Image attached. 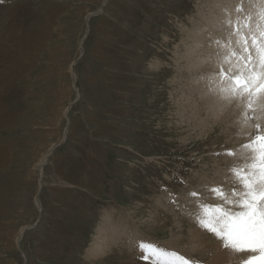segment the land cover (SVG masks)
Wrapping results in <instances>:
<instances>
[{
    "label": "rangeland",
    "instance_id": "rangeland-1",
    "mask_svg": "<svg viewBox=\"0 0 264 264\" xmlns=\"http://www.w3.org/2000/svg\"><path fill=\"white\" fill-rule=\"evenodd\" d=\"M217 1L0 0V264H8V260L9 264H158L157 259H142L138 241L172 249L168 241L185 232L181 247L191 248L187 223L171 222L169 212L173 217L175 213L183 216L177 208L186 198V202L193 203L187 217L199 211L197 203H218L208 189L219 186L223 177L224 188L231 186L229 169L234 162H240L239 145L246 141L242 120L247 101L238 100L240 106L232 110V102L237 100L224 98L218 76L222 57L213 54L230 41L231 45L236 44V17H224L225 10L237 9V0ZM251 1L245 0L246 7L255 13L251 24L254 28L260 23L258 14L264 8V0ZM213 5L216 9L212 12ZM202 20L209 26L204 27ZM223 20L229 22L230 29L219 28L217 39L211 31ZM192 31L195 36L203 33V38L192 37ZM189 35L192 39H188ZM221 38L222 46L217 45ZM209 93L232 113L238 110L233 116L236 121H226L232 130L229 134L221 132L225 119L220 114L217 113L221 116L218 118L211 116L214 122L210 124L208 105L202 100ZM248 114L254 117L253 111ZM259 122L264 124V117H259ZM98 144V160L89 159V150ZM226 148L235 149L237 159L216 155ZM66 151L69 154L63 165L71 167L74 161L76 169L79 160L80 182L84 185L89 183V171L94 177L93 165L109 166L101 193L112 206L107 204L102 213V200H95L92 190L81 189L79 206L63 207L69 213L74 210L72 219L65 223L71 229L64 231L63 237L59 235L57 244L52 245L45 235L49 234L45 229L47 218L42 217L54 206L61 208L60 202L71 201L66 187L61 190L63 178L51 172ZM46 155L40 177L39 164ZM208 181L211 183L204 185L206 191L196 188ZM191 192L202 196L193 197ZM38 194L41 205L36 201ZM169 194L167 202L165 196ZM174 197L176 210L156 211L159 221L151 222L154 202L163 198L165 206H171ZM107 212L118 213L123 220L127 217L133 224L129 228L139 230L137 233L143 236L135 242L130 235L127 243L122 240L126 246H107L113 248L111 252L96 257L89 251L96 228ZM34 224L20 239L21 230ZM178 226L184 230L180 232Z\"/></svg>",
    "mask_w": 264,
    "mask_h": 264
},
{
    "label": "snow or ice",
    "instance_id": "snow-or-ice-1",
    "mask_svg": "<svg viewBox=\"0 0 264 264\" xmlns=\"http://www.w3.org/2000/svg\"><path fill=\"white\" fill-rule=\"evenodd\" d=\"M259 19L254 28L249 22L241 26L237 21L236 47L229 42L221 60L227 67L221 66L218 72L224 98L247 101L244 123L255 119L254 131L239 145L240 162L230 166L231 186L227 191L223 184L208 189L218 203L201 202L194 214L198 226L213 235L222 248L242 254L237 264H264V124L248 114L257 104L264 112V8ZM216 155L235 157L237 151L226 149ZM190 195L198 197L199 193ZM138 250L142 259H157L158 264H204L199 257L150 241H138Z\"/></svg>",
    "mask_w": 264,
    "mask_h": 264
},
{
    "label": "bare ground",
    "instance_id": "bare-ground-1",
    "mask_svg": "<svg viewBox=\"0 0 264 264\" xmlns=\"http://www.w3.org/2000/svg\"><path fill=\"white\" fill-rule=\"evenodd\" d=\"M231 1V0H230ZM230 1H227L226 0V2L227 3H231ZM218 3H220V2H222V0H219V1H217ZM216 2V3H217ZM251 2H254V0L253 1H251ZM236 4V8L238 9H240V11H237V9H229V10H225V13H227L226 14V16L224 17V18H226V19H229V18H231V17H236V19L234 18V23H235V26L234 27H236V23H237V21L239 20V22H240V24H241V26L245 23V22H249L250 23V26H251V24H252V22H253V16H252V14L254 13H252L251 12V10H250V7H246V2H245V0H237V2L235 3ZM248 4V3H247ZM264 4V3H263ZM227 5V4H226ZM258 5H260V4H258ZM262 5V4H261ZM207 6V5H206ZM223 6V5H222ZM221 6V7H222ZM103 7V6H102ZM220 7V6H219ZM225 7V6H224ZM232 8V7H231ZM260 8V7H259ZM214 9H216V7H215V5H213V7H212V12H213V10ZM220 10H221V8H220ZM233 10V13H231L230 11H232ZM234 10H236V11H234ZM261 10V9H260ZM205 11V10H204ZM255 11V10H254ZM101 12V11H100ZM257 13V12H256ZM93 14V13H92ZM92 14L90 13L89 15H91L92 16ZM255 14V13H254ZM223 15H225V14H223ZM259 15V14H258ZM215 16H216V14H215ZM89 17V16H88ZM206 17V16H205ZM204 17V18H205ZM221 17V16H220ZM223 17V16H222ZM213 18V17H212ZM223 18V19H224ZM249 18H250V21H249ZM201 19H203V18H201ZM214 19V18H213ZM207 20V19H206ZM209 20H211V19H208L207 21H209ZM203 21V20H202ZM218 21H220V20H218ZM228 21V20H227ZM233 21V20H232ZM200 22V21H199ZM226 22V20H223V21H221L218 25H217V29H215V30H213V31H211V33L212 34H215L214 35V37H217V39H218V29L219 28H224L225 26L227 27L228 25H229V22L228 23H225ZM202 24H203V26L204 27H208L209 26V24L210 23H208V22H206V21H203L202 22ZM198 25V24H197ZM201 25V24H200ZM231 25V24H230ZM202 26V25H201ZM202 26V27H203ZM254 26V25H253ZM210 27H211V25H210ZM226 27L223 29V30H225L226 29ZM229 27V26H228ZM192 28H194V27H192ZM232 28V27H231ZM196 29V28H195ZM210 29V28H209ZM211 29H214V28H211ZM210 29V30H211ZM229 29H230V27H229ZM192 30V29H191ZM190 30V31H191ZM199 30V29H198ZM198 30H196L197 31V33H198ZM89 31V27H88V29H87V33H89L88 32ZM187 31V30H186ZM195 31V30H194ZM199 31H203V30H199ZM205 31H206V29H205ZM184 32H185V30H184ZM189 32V31H188ZM222 32V31H221ZM233 32V31H232ZM191 33V32H190ZM205 33H208L207 31L205 32ZM231 33V32H230ZM192 35H194V36H192V37H195V38H197L198 40H201L202 38H203V33L202 34H197L196 36H195V34H193V31H192V33H191ZM205 35V34H204ZM211 35V34H210ZM223 35V34H222ZM225 35H226V32H225ZM229 35V34H228ZM87 36V35H86ZM191 35H189V38L188 39H192L191 37H190ZM231 36V35H230ZM233 36V35H232ZM231 36V37H232ZM210 37V36H209ZM212 37V36H211ZM229 37V36H228ZM236 37V36H235ZM86 37H84V39H85ZM227 39H229V38H226V40ZM234 39V38H233ZM214 40V39H213ZM234 40H236V39H234ZM189 41V40H188ZM194 41V40H193ZM233 41V40H232ZM187 42V41H186ZM195 42V41H194ZM210 41H208L207 43H209ZM223 42H225V40H223ZM228 42H229V40H228ZM231 42V41H230ZM82 43L83 42H81V46H80V48H81V53H84V51H83V46H82ZM189 43H191V42H189ZM206 43V42H205ZM204 43V44H205ZM211 43V42H210ZM222 43V38L219 40V43L217 44V45H223V44H221ZM236 43V42H235ZM234 43V44H235ZM188 44V43H187ZM200 44V43H199ZM186 45V44H185ZM211 45V44H210ZM227 46V45H226ZM226 46H222V47H224L226 50H227V47ZM232 47H236V44L235 45H231ZM222 47H220L219 48V50L217 51V52H214L213 54H215V55H217V56H221L222 58H223V55H224V51H225V49H224V51L221 49ZM194 48V47H193ZM192 48V49H193ZM195 49H196V47H195ZM203 49V48H202ZM208 49V48H207ZM185 50V49H184ZM198 50V49H197ZM209 50V49H208ZM215 50V49H214ZM192 51V50H191ZM195 51V50H194ZM197 52H198V54H197ZM195 54H197V56L199 55V51H197ZM211 52V51H210ZM226 52V51H225ZM194 52H192V54H193ZM202 53V52H201ZM205 53V52H204ZM183 54H185V53H183ZM206 54V53H205ZM208 54V53H207ZM186 55V54H185ZM189 55H191V54H189ZM197 56H195L194 55V58L195 57H197ZM185 57V56H184ZM187 57V56H186ZM185 57V58H186ZM190 57V56H189ZM201 56H199V58H200ZM216 57V56H215ZM214 57V58H215ZM188 58V57H187ZM191 59H192V61L194 60L192 57H190ZM190 58H188L189 60H190ZM213 58V59H214ZM184 60V59H183ZM186 61H187V59H185ZM189 60H188V62H189ZM197 60H198V58H197ZM200 60H201V58H200ZM216 60V58L214 59V61ZM195 61H196V59H195ZM205 61L206 60H204V63H205ZM212 61V60H211ZM181 62V61H180ZM197 62V61H196ZM209 62V61H208ZM220 62H221V60H220ZM76 63V62H75ZM200 63V62H199ZM74 64V63H73ZM73 64L71 65L72 66V70H71V73H72V75H73V80H74V87L76 86L75 84H76V80H77V75H76V71H74L73 70ZM188 64V63H187ZM197 64V63H196ZM75 65V64H74ZM191 67H193V62H191L190 64H189ZM194 65H195V63H194ZM199 65V64H198ZM198 65H196V66H198ZM206 65V64H205ZM220 65H221V63H220ZM218 66V65H217ZM222 66V65H221ZM187 67H188V65H187ZM199 67H202V66H199ZM203 67H206V66H204L203 65ZM158 68V67H157ZM181 69V68H180ZM183 70V69H182ZM196 70V69H195ZM200 70H203V69H200ZM193 71V70H192ZM183 72H184V70H183ZM197 72V71H196ZM195 72V73H196ZM185 73H187V72H185ZM188 73H190V71H188ZM187 73V74H188ZM194 73V72H193ZM194 73V74H195ZM205 73V72H204ZM193 74V75H194ZM197 74V73H196ZM186 75V74H185ZM198 75H199V73H198ZM191 76H192V73H191ZM197 76V75H196ZM196 76H195V78H196ZM212 76V75H211ZM198 77V76H197ZM202 77V76H201ZM194 78V77H193ZM211 78H213V77H211ZM198 79V78H197ZM201 80V79H200ZM190 81V80H189ZM191 82V81H190ZM201 82V81H200ZM219 83H220V81H219ZM210 84V83H209ZM205 86V85H204ZM207 86V85H206ZM193 87V86H192ZM209 87V86H208ZM210 88V87H209ZM75 89L78 91V87L76 86L75 87ZM190 89V88H189ZM199 90H202L203 92H206V90H204L203 88H199ZM195 91V90H194ZM185 92L186 91H184V94H185ZM190 92V91H189ZM193 92V91H192ZM200 93H202V92H200ZM195 95V94H194ZM185 96V95H184ZM188 99V98H187ZM195 99H198V98H195ZM186 100V99H185ZM203 101H204V103L205 104H207L208 106V108H207V111L209 112V114H208V116H209V120H210V124H211V126H212V123L214 122V119H212L213 117H216V118H218V117H223L224 119H225V121H223V124L221 125V128H222V131L221 132H223V134H229V131H230V125L229 124H227L228 122H232V121H236V120H234V113H232L233 111V107L235 106H240L239 105V101L237 100V102H232L233 104H232V110H230L229 108H227V107H225L226 106V104H224V105H222L221 103H220V101H217V98L215 99L210 93L205 97V99H202ZM234 101V100H233ZM191 102H193V101H191ZM200 103V102H199ZM199 103H197V104H199ZM189 104H190V102H189ZM188 104V105H189ZM203 104V103H202ZM185 106H186V104H184ZM187 105V107H189ZM229 105V104H228ZM198 106H200V105H198ZM204 106V109L206 110V107H205V105H203ZM241 106H243L242 104H241ZM255 106V111H256V113H255V111H253L254 112V117L256 116V117H260V118H262V117H264V112H262L261 110H260V107L258 106V104L257 105H254ZM228 107H230V106H228ZM185 108V107H184ZM190 108V107H189ZM188 108V109H189ZM187 109V108H186ZM193 109V108H192ZM198 109V108H197ZM239 109V108H238ZM204 110V111H205ZM236 110V109H235ZM188 111V110H187ZM191 111V110H190ZM189 111V112H190ZM193 111V110H192ZM196 110H194L193 112H195ZM238 111V110H237ZM237 111H236V113H235V115H237ZM69 112V111H68ZM197 112V111H196ZM203 112V111H202ZM201 112V113H202ZM241 112V111H240ZM198 113V112H197ZM196 113V114H197ZM217 113L218 114H220L221 116H219V115H217ZM205 114V113H204ZM239 114H241V113H239ZM251 114H252V112H251ZM188 115V114H187ZM191 116V115H190ZM204 116V115H203ZM211 116H213V117H211ZM234 116V117H233ZM241 116V115H240ZM253 116V115H252ZM210 117H211V119H210ZM237 117V116H236ZM242 117H243V115H242ZM242 117H239V120L238 121H240V119L242 118ZM190 118V117H189ZM192 118H193V115H192ZM191 118V119H192ZM223 119V120H224ZM235 119H238V117L237 118H235ZM193 121V120H192ZM196 121V120H195ZM198 121V120H197ZM220 121V120H219ZM226 121H228L227 123H226ZM243 126H242V133H243V135L245 136V138H247V136H248V134H250V133H252L253 131H254V129H253V127H252V125L256 122V120L254 119V120H252L251 122H248L247 124H245L244 123V118H243ZM200 123H201V121H200ZM203 123V122H202ZM216 123V122H215ZM221 123V122H220ZM235 123V122H234ZM237 123L238 122H236V125H237ZM240 123V122H239ZM250 123V124H249ZM196 124V123H195ZM207 124V123H206ZM209 124V123H208ZM217 124V123H216ZM215 124V125H216ZM232 124V123H231ZM241 124V123H240ZM218 125V124H217ZM201 126V125H200ZM203 126V125H202ZM233 126H234V124H233ZM239 126H241V125H239ZM205 127H206V125H205ZM237 127V126H236ZM197 128V127H196ZM203 128V127H202ZM201 128V129H202ZM208 128V127H207ZM219 128V127H218ZM235 128V127H234ZM240 128V127H239ZM204 129V128H203ZM241 129V128H240ZM235 130H237V129H235ZM234 130V131H235ZM232 131V130H231ZM230 131V132H231ZM239 131V130H238ZM237 131V132H238ZM204 132V131H203ZM208 132H209V130H208ZM236 134V133H235ZM234 134V135H235ZM236 136V135H235ZM239 136V135H238ZM237 138V137H236ZM242 138H243V136H242ZM232 140V139H231ZM241 140V139H240ZM235 143V142H234ZM55 147V145H53L52 147H51V150H50V153H51V151H52V149ZM229 147V146H228ZM227 149V148H226ZM235 150V149H234ZM239 153V152H238ZM247 155V154H246ZM225 157H227V156H225ZM47 158H48V155H46L45 157H44V159L42 160V162L39 164V175H40V177L43 175V171H44V166H45V163H46V161H47ZM224 158V157H223ZM234 158V157H233ZM214 159V158H213ZM235 159H237L236 157H235ZM234 159V160H235ZM223 160V159H222ZM224 161V160H223ZM236 162H238V161H236ZM222 163V162H221ZM224 163V162H223ZM227 163H229V162H227ZM217 164H219V163H217ZM222 165V164H221ZM216 166V165H215ZM225 166V165H224ZM226 167V166H225ZM224 168V167H223ZM215 172V171H214ZM222 172V171H221ZM227 174H229V173H227ZM216 175H218V174H216ZM219 176V175H218ZM230 176V175H229ZM231 177V176H230ZM210 178V177H209ZM215 178H216V176H215ZM224 178L225 177H223V178H220V182H218V185H221V184H223V186H224V183H225V181H224ZM229 178V177H228ZM217 180V179H216ZM224 181V183H223V181ZM229 180V179H228ZM231 180V179H230ZM207 181V180H206ZM214 181V180H213ZM229 182V181H228ZM232 182V181H231ZM42 183V182H41ZM207 183H211V182H205V183H203V184H201V185H197L196 186V188L198 189V188H203L205 191L207 190L206 189V187L204 186L205 184H207ZM215 183V182H214ZM212 184H213V182H212ZM232 184V183H231ZM229 184H227L226 186H228ZM42 186V185H41ZM212 187V186H211ZM214 187V186H213ZM228 188V187H227ZM226 187H225V189H227ZM200 193V192H199ZM203 193H204V191H203ZM210 193V192H209ZM205 194V193H204ZM201 194H199V196H200ZM209 195V194H208ZM211 195H212V193H211ZM210 195V196H211ZM181 196V195H180ZM185 196H186V194H185ZM189 196V195H188ZM202 196V195H201ZM204 196V195H203ZM169 197H171V195L169 194V195H166L165 196V198H167L168 200H167V202H169ZM206 198H207V196H205ZM204 197V198H205ZM178 198H179V196H178ZM203 198V199H204ZM163 199V198H162ZM162 199H158V201L157 202H154V204H155V209L153 210L154 211V213H153V215H151L149 218L152 220H150L151 222H153L154 220H158L159 221V219L156 217L157 216V212L156 211H159V210H173V211H175L176 209H175V203L176 202H174L171 206H165V203H164V201L162 200ZM189 198H186L185 199V202H182V201H180V204H179V206H178V208L177 209H179V211L182 213V215L183 216H180L179 215V213H175V217H173V215L169 212V214L172 216V218H171V222H173V221H176V223L177 224H180V225H186V223H187V227L189 228V231H188V235H187V239L189 240V243L192 245L191 246V248L190 247H188L187 249L185 248V247H181V245H182V239H183V237L185 236V234H186V232L185 233H179V235H176V236H174V237H172L169 241H168V245L172 248V249H175V250H177L178 252H180V253H194V254H199L200 255V257L199 258H203L204 259V264H237V262L239 261V259L241 258V255L242 254H233V253H230L228 250H226V249H224V248H222L221 247V244H220V242L213 236V235H211L210 233H208V232H206L204 229H202L201 227H199L198 226V224H197V222H196V218H194L195 216H189V217H187L188 215H190V211H189V208H190V206L193 204L191 201V203H188V202H186V200H188ZM208 199V198H207ZM173 200H176V197H174L173 198ZM182 200V199H181ZM206 200V199H205ZM211 200V199H210ZM40 201V200H39ZM39 201H38V205H40L39 204ZM178 201V200H177ZM197 201V200H196ZM208 202V201H207ZM210 203V202H209ZM197 205H198V203H197ZM161 206H164L163 208L161 207ZM191 209V208H190ZM197 211H198V209H197ZM193 212V211H192ZM195 212V211H194ZM106 215L104 216V218L102 219L103 221L99 224V229H98V231H97V235L95 236V238H94V241H93V245H91L92 247H91V249H90V251H89V254H91V255H93V256H96V257H102L103 255H107L108 253H110L111 252V250L114 248V246L116 247H118V246H120V245H122V246H124L126 243H127V241H126V239H128L129 237L130 238H132L130 235H132L135 239H136V241L135 242H137L138 241V238L139 237H141V236H143L142 234H139V232L137 233V231H139V230H137L136 228V230L135 231H133L131 228H129L130 226L132 227V225L133 224H131L130 223V221L128 222V220H127V217L125 218V220H123L120 216H119V218H118V213H116V215H114V213L113 212H107V213H105ZM185 217H186V219H185ZM130 219V218H129ZM175 219V220H174ZM142 222H145V220L144 221H142ZM157 221H155V224H157L156 223ZM154 223V222H153ZM159 223H161V224H166V222H164L163 223V221H161V222H159ZM134 227V226H133ZM137 228H140V226L138 227L137 226ZM178 228H179V231L180 232H182L183 230H184V227L183 226H178ZM27 228H23L22 230H21V233H20V235H19V238L21 239L22 237H21V235L24 233V231L26 230ZM134 229V228H133ZM134 232H136V233H134ZM123 234V235H122ZM18 238V240H20ZM185 238V237H184ZM121 239V240H120ZM122 240H125L126 241V243L125 244H123V242H122ZM141 240V239H140ZM106 241H108V245H107V243L106 244H104ZM127 245V244H126ZM125 245V246H126ZM132 245V244H131ZM130 245V246H131ZM107 246H113V248H109L108 247V249L106 248ZM129 246V245H128ZM135 246V245H134ZM127 248V247H126ZM131 248V247H130ZM137 248V247H136ZM133 250V249H132ZM138 250V249H137ZM128 254V253H127ZM129 254H131V252H129ZM90 256V255H89Z\"/></svg>",
    "mask_w": 264,
    "mask_h": 264
},
{
    "label": "crops",
    "instance_id": "crops-1",
    "mask_svg": "<svg viewBox=\"0 0 264 264\" xmlns=\"http://www.w3.org/2000/svg\"><path fill=\"white\" fill-rule=\"evenodd\" d=\"M99 145L100 144H98L97 147H94L92 150H89V159L94 158V160H96V161L98 160L97 155L100 154L99 153L100 152ZM84 147H85V149H87L86 143H85ZM66 152H67L66 154L62 155L63 157L61 158V160L59 162V165L57 164L56 166H54L52 168L51 172H52V175H55V177L61 176L63 178L64 184H63V187H61V190L65 191V187H66V191L65 192L67 193L68 198H71L70 199L71 201H69V199H66L65 201L60 202L61 208H57V207L54 206L53 210H48V212H46V214H44L43 217H42V214L39 215V220L41 219V217L42 218H44V217L47 218V220H46L47 225L45 226V229L47 230V233H49V234L45 233V235H46V239H51L52 240L51 242H49L52 245H54V244L56 245L57 244L55 239L59 235L61 237H63L64 236V231H67V230L71 229V227L69 225L68 226L65 225V223L72 219V217L74 216L73 215L74 210L72 209L71 213H69L70 211H64L63 207L64 206H69V205L71 207H74L75 205L79 206V201H80L79 194H80V190L81 189L82 190H87V189L92 190L94 192V195H93L94 199L95 200H102L99 203V207L104 209L102 213H104L105 206L107 204L112 206V203H110L107 200H104L105 197L101 193V191H103V188H104L103 187V182L105 181V170H106V173H107V170H108L109 166H106L104 163H102L103 165H100L99 167L93 165V167H95L94 177L90 176L92 174V172L89 171L88 172L89 173V183L87 185H84V184H82L80 182V171H79L80 166H78L79 160H77V162H76L77 163L76 169H74V166H73L74 161L71 162V167H65L63 165L64 162H65V159L67 157V154H69V151H66ZM79 158H80V156L77 159H79ZM116 159H119V158L117 157ZM100 162H102V161L100 160ZM96 169H99V170H96ZM41 182H42V179H41ZM41 182H39L40 190L42 189L41 185H43V183H41ZM74 197H75V199H74ZM54 199H56V197ZM54 199H53V201H54ZM37 200L39 201V194H38V198L36 199V201ZM41 210H42V208H41ZM107 211H108V209H107ZM102 219H103V217L100 220L101 222L103 221ZM34 226H36V224L28 225L26 227L27 229L24 231L23 234L25 235L27 230L34 228ZM98 227H99V225L97 226L96 230L99 229ZM77 228L79 230L84 229L82 227H77ZM22 235H21V237H22ZM38 255H41V254H38ZM8 264H9V260H8Z\"/></svg>",
    "mask_w": 264,
    "mask_h": 264
},
{
    "label": "water",
    "instance_id": "water-1",
    "mask_svg": "<svg viewBox=\"0 0 264 264\" xmlns=\"http://www.w3.org/2000/svg\"><path fill=\"white\" fill-rule=\"evenodd\" d=\"M77 62H78V60H77ZM53 152H54V151H53ZM52 154H53V153H52ZM52 154H51V155H52Z\"/></svg>",
    "mask_w": 264,
    "mask_h": 264
}]
</instances>
